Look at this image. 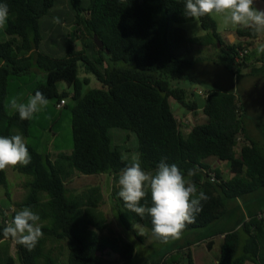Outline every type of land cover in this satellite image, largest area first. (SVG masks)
<instances>
[{"label":"trees","instance_id":"16d2710c","mask_svg":"<svg viewBox=\"0 0 264 264\" xmlns=\"http://www.w3.org/2000/svg\"><path fill=\"white\" fill-rule=\"evenodd\" d=\"M65 2L67 15L59 18L76 31L68 37L64 56L58 57L39 51L40 20L52 16L58 0H0L10 9L7 26L0 31V136L30 137L36 114L21 120L18 112H7L6 104L11 80L35 70L44 72L46 80L37 83L32 95L40 91L49 101L56 100V106L63 99L72 100L74 143L71 152L56 156L26 143L31 163L15 169L32 178L26 185L30 192L23 201H14L6 192L9 207L0 204V264H116L132 259L135 245L113 234L100 210L105 202L102 189L94 186L73 193L68 185L78 176L108 175L110 182L115 181L111 202L116 221L122 231L142 240L137 226L153 233L151 217L141 218L129 210L118 195L120 190L114 188L133 158L153 174L161 160L176 164L198 192L209 197L182 235L224 218L229 200L264 189V151L245 128L241 98L234 92L190 87L201 80L194 72L196 62L189 57L188 34L176 27L195 20L184 15L185 0ZM199 20L226 49L224 65L230 72L254 75L264 69V53L254 51L261 35L238 27L240 41L226 45L209 14ZM95 36L103 42L102 48ZM75 40H80V49ZM81 74L92 75L99 86L85 90L91 80L81 79ZM62 85L66 89L61 90ZM115 129L127 132L121 145L115 143ZM239 136L244 144L237 140ZM122 155L128 159L122 160ZM219 161L228 165L232 177L226 175V166L215 167ZM189 169L196 174L188 176ZM0 187H8L5 170L0 171ZM145 190L148 194L141 204L151 206L150 190ZM24 207L41 217L44 233L32 250L3 236L5 221ZM259 214L264 215V206L251 209L235 229L210 237V248L214 237L222 239L215 264H264V217ZM191 245L171 249L150 264H196Z\"/></svg>","mask_w":264,"mask_h":264},{"label":"rangeland","instance_id":"374dc122","mask_svg":"<svg viewBox=\"0 0 264 264\" xmlns=\"http://www.w3.org/2000/svg\"><path fill=\"white\" fill-rule=\"evenodd\" d=\"M58 1L59 3L51 10L52 16L55 17L46 16L40 20L43 42L39 51L51 56L62 57L65 54L64 51L68 44V37H73L76 27L68 28L63 25V21L60 18L61 16L67 15L66 10L69 7L66 6L68 3L65 0ZM60 11L63 12L61 13ZM209 15L216 22L217 32L225 38L226 45L235 44L240 41L236 35V30L238 27L245 26L225 25L221 16L216 14ZM56 18H59L60 24L55 22ZM49 20L53 24L48 26L47 22ZM176 25L178 28H183L188 34V47L191 50L189 57L196 62L194 72L201 80V83L198 85H190L187 83L188 86L190 85L191 88L202 91L218 89L234 92L240 97L243 106L245 128L250 138L260 144L261 149L264 151V69L258 67L260 68L259 72L254 75L243 72L239 76L234 75L224 65L226 49L218 45L209 31L203 29L199 18H195L192 22ZM4 29H0V31ZM74 42L80 49V40H75ZM260 43H264L263 35L260 36L255 44L254 51L256 55H260L257 52V46ZM84 76H87L91 80L90 84L84 86L85 90L99 86L92 75L81 74V79ZM45 80L46 74L42 71L35 70L21 78L12 79L9 84V97L6 104L7 112L9 114L15 112L10 107L12 98H17L20 102H27L28 97L32 95V90L37 83L45 82ZM62 89H66V87L62 85ZM67 101V107L58 109L56 106L57 101L51 100L46 109L35 115L30 129V137L24 138L27 144L35 147L41 153H51L55 156L60 152L72 151L74 146L71 115L73 102L70 98ZM171 103L172 105L175 104L174 101H171ZM176 110L178 111V109ZM113 133L117 145H121L127 140L126 131L115 129ZM128 147H130V144H128ZM214 165L216 168L226 166L224 167L226 169V175H231L228 165L225 162L219 161L217 164L214 163ZM5 171L8 187L7 189L0 187V204L9 207L10 204L5 193L8 192L14 201H23L30 192L26 185L32 178L18 172L15 167H9ZM108 179V175L78 176L68 187L73 193L82 192L94 186L102 189L105 202L102 204L100 210L109 219L110 230L115 235H123L125 239L135 245L136 249L132 259L116 264H150L151 261L164 257L171 249L189 244H192L190 248L196 264H215L216 260L220 257L222 239L220 235L214 237L212 239L214 243L212 248H210L208 246L211 242L210 237L214 234L235 229L240 223L247 220V215L251 213V209L264 206V189H262L258 192L244 195L240 199L229 200L227 202L229 211L224 218L205 228L189 230L181 235L180 239L163 242L147 228L137 226V232L142 239L139 240L132 234L124 230L122 231V228L116 221L111 202V193L113 190L111 188H113L112 186L115 181L111 179L112 182H110ZM109 183L111 185L110 187H108ZM114 188L120 190L118 182ZM116 197H118L117 194ZM243 239H245V236H243ZM11 252L15 254L14 244H12ZM112 258L117 259L118 256L113 255Z\"/></svg>","mask_w":264,"mask_h":264},{"label":"clouds","instance_id":"9594fccd","mask_svg":"<svg viewBox=\"0 0 264 264\" xmlns=\"http://www.w3.org/2000/svg\"><path fill=\"white\" fill-rule=\"evenodd\" d=\"M9 13L8 4L0 3V29L6 28ZM208 14L221 16L225 25L249 27L254 34L264 35V10L256 6V0H185L186 17L193 19ZM55 22L60 23L59 18ZM257 52L264 53V43L258 44ZM48 104V98L40 91L30 95L27 102H20L17 98L10 101V107L18 112L21 120L32 119ZM121 159L127 160L128 157L122 155ZM31 160L22 135L0 136V171L18 165L27 166ZM195 174V169L187 171L188 176ZM118 183V195L126 207L141 218L146 214L150 216L153 234L164 242L169 238L180 239L186 226L194 223L202 211V202L209 199L203 191L198 192L195 184L186 179L176 164H168L165 160H161L153 174L143 170L140 161L133 158L121 170ZM146 188L150 190L151 206L141 204L148 194ZM40 221L41 217L31 207H24L3 228V236L32 250L44 235Z\"/></svg>","mask_w":264,"mask_h":264},{"label":"built area","instance_id":"2783aa9c","mask_svg":"<svg viewBox=\"0 0 264 264\" xmlns=\"http://www.w3.org/2000/svg\"><path fill=\"white\" fill-rule=\"evenodd\" d=\"M242 54V53H241ZM67 99H63V100H61L60 101V103H58L57 104V108L58 109H62V108H64L65 107V105L67 104ZM181 121V120H180ZM179 121V122H180ZM185 124H187V122L185 121ZM239 142H241L242 144H244V140H243V138L241 137V136H239L238 137V139H237ZM259 218H262V217H264V215L262 216L261 214H259V216H258ZM11 221H12V219L11 218H9L8 220H6L5 222L7 223V224H9V223H11Z\"/></svg>","mask_w":264,"mask_h":264},{"label":"water","instance_id":"95a60500","mask_svg":"<svg viewBox=\"0 0 264 264\" xmlns=\"http://www.w3.org/2000/svg\"><path fill=\"white\" fill-rule=\"evenodd\" d=\"M256 6H258L261 10H264V0H256ZM94 38H95V42L98 45V47L102 48L103 42L99 40L97 36H95ZM186 262H189V260L186 259Z\"/></svg>","mask_w":264,"mask_h":264},{"label":"crops","instance_id":"0c3cea01","mask_svg":"<svg viewBox=\"0 0 264 264\" xmlns=\"http://www.w3.org/2000/svg\"><path fill=\"white\" fill-rule=\"evenodd\" d=\"M224 38V37H223ZM225 39V38H224ZM231 177L233 176L232 174L230 175Z\"/></svg>","mask_w":264,"mask_h":264}]
</instances>
